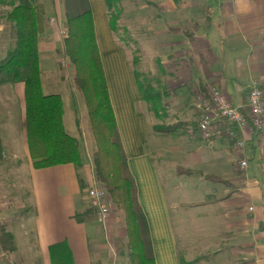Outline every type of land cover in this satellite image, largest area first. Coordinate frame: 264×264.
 <instances>
[{
	"label": "crops",
	"instance_id": "0c3cea01",
	"mask_svg": "<svg viewBox=\"0 0 264 264\" xmlns=\"http://www.w3.org/2000/svg\"><path fill=\"white\" fill-rule=\"evenodd\" d=\"M158 1L146 3L158 11L163 5L162 18L172 24L167 20L164 29L154 34L157 57L166 54L160 63L169 69L162 88L147 84L155 92L153 107L142 97L136 69L111 27L105 0H88L118 136L147 221L155 264H182L179 249L193 238L197 225L188 237L183 227H174L183 226L187 215L192 222L191 213L214 209L215 204L218 209L223 205L246 211L240 223L250 231L242 238L245 261L235 264H264V129L257 132L248 125L243 131L245 173L236 169L240 151L228 134L231 125L223 123L224 128L219 126L210 139L193 130L198 121L193 101L209 87L219 89L237 107L244 105L252 81L264 88V0H161L160 5ZM32 3L43 93L60 95L64 129L80 145L76 96L56 71L66 28L62 0ZM8 11L0 10V18L4 16L0 59L13 41ZM66 102L76 115L72 132L66 128ZM13 105H17L16 116ZM67 122L70 126L69 118ZM174 124L178 126L171 134L153 130L156 125ZM0 143V225L11 235L13 245L11 251L0 246V264H51L49 246L60 242L69 247L74 264L123 263L116 249L126 239L123 218L113 213L100 221L85 194L94 179L93 165L86 164L81 154L79 168L72 163L32 166L23 82L0 84ZM175 191L181 194L178 202H174ZM76 213L82 215L81 221L74 218ZM237 225L230 215L228 230Z\"/></svg>",
	"mask_w": 264,
	"mask_h": 264
},
{
	"label": "trees",
	"instance_id": "16d2710c",
	"mask_svg": "<svg viewBox=\"0 0 264 264\" xmlns=\"http://www.w3.org/2000/svg\"><path fill=\"white\" fill-rule=\"evenodd\" d=\"M118 2L105 0L112 28ZM0 5L10 7L6 19L15 27L13 47L0 59V84H24L25 132L32 166L39 169L72 163L79 168L82 165L80 145L64 129L62 99L59 94H44L42 90L36 13L32 0H0ZM62 6L66 27L62 48L73 65V81L86 108L95 143L94 178L103 183L117 210L122 212L130 264H155L147 221L137 202L134 178L129 172L118 136L90 5L88 0H62ZM134 73L137 78L138 72ZM138 85L142 97L153 102V107L156 106V99L151 98L155 96L153 89L149 85L142 86L139 80ZM220 122L225 124L224 120ZM197 125L198 121L194 124V132ZM177 126L156 125L153 130L160 134H171ZM74 218L77 221L83 219L80 213H76ZM0 246L4 251L13 249L12 237L2 225ZM49 255L51 264H74L65 242L49 246Z\"/></svg>",
	"mask_w": 264,
	"mask_h": 264
},
{
	"label": "rangeland",
	"instance_id": "374dc122",
	"mask_svg": "<svg viewBox=\"0 0 264 264\" xmlns=\"http://www.w3.org/2000/svg\"><path fill=\"white\" fill-rule=\"evenodd\" d=\"M160 2L161 0L157 3L160 5ZM160 6L161 9L158 11L153 8V6L147 4L146 0H119L117 9H115V13L112 18V24L115 28L116 36L123 40L124 45L128 49L127 52L132 60L134 68L139 73L138 80L142 86H146L147 84L155 86L158 84L160 88H162L163 86L161 80L165 79L169 68L160 63L165 58L164 56L166 54H163L161 57H157L158 51L157 48L154 47V34L156 31L164 29V24L167 20L169 24H172V22L170 19L162 18V16L166 14V10L163 5ZM61 7L63 13L62 3ZM8 9V7H0L3 14L8 11ZM2 17L3 18H0V21L2 19V21H4V16ZM14 35L15 27L11 26V40H13ZM151 41H153V43ZM9 46L10 48L13 47V41ZM60 54L56 70L58 72L57 75L59 77L61 76L60 78L64 81L63 84L66 86V89L72 90L74 96H76L78 125H80L81 128V131L78 129L76 130L79 133L80 152L83 156L84 162L88 165H93L95 143L87 114L85 112L86 108L73 81V65L68 61L63 53V50L62 53L60 51ZM44 76L45 74H43V78ZM54 81L55 79L53 78V82ZM56 90L60 91V87H57ZM12 113L14 116L17 115V105L14 110H12ZM70 113H72V115H70ZM65 118L66 128L69 132H72V129L77 125L76 115L68 109L67 102L65 104ZM68 118L70 120V126L67 122ZM237 165L238 163L236 166ZM236 169L238 170V167ZM99 183L104 189L107 203L110 208V215L116 213L123 218L122 212L117 210L112 197L104 187L103 183ZM173 198L174 202L175 200L178 202L179 198H181V194H178V192L175 191ZM177 204L178 203H175V205ZM216 206L218 205L215 204L214 209L210 208L205 211L197 209L195 216L192 213L190 216V219L193 218V224H191L192 222L188 220L189 215H187L183 226L176 225L174 227L176 230L183 227L181 229H183L184 235L188 237L190 230L193 226L197 225V227H194L192 230L193 238H187L185 242H182V250L179 249V260L182 264H235L245 261L246 247L242 238L245 235L247 236L250 231L245 224L240 223L246 218V211H242L241 209H225L223 205L218 209ZM197 207L200 208V202H198ZM249 209L252 210V207H249ZM230 215L232 220H236L239 224L234 227L235 230H232V232H230L231 230H228L227 228ZM199 222L200 226L198 225ZM197 232H199V234H197ZM233 234L234 236L230 238ZM230 239L232 240L231 243ZM116 249L117 253L122 256V264H129V262H127L126 239L123 240V243H120ZM248 249L249 247L247 250Z\"/></svg>",
	"mask_w": 264,
	"mask_h": 264
},
{
	"label": "built area",
	"instance_id": "2783aa9c",
	"mask_svg": "<svg viewBox=\"0 0 264 264\" xmlns=\"http://www.w3.org/2000/svg\"><path fill=\"white\" fill-rule=\"evenodd\" d=\"M66 34V28L64 36ZM245 103L241 107L230 103L223 92L214 86L209 87L205 93L197 96L193 105L198 114L197 130L203 139H210L219 129L220 120L232 127L227 129L235 148L240 151L238 169L241 173L247 170V161L242 153L244 148V129L251 125L257 132L264 129V88L258 81H252L245 96ZM89 206L96 211L98 219L105 221L110 214L104 189L94 178L85 190Z\"/></svg>",
	"mask_w": 264,
	"mask_h": 264
}]
</instances>
